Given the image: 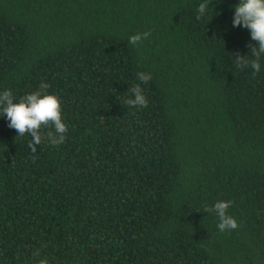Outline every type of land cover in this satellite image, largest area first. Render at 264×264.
Returning a JSON list of instances; mask_svg holds the SVG:
<instances>
[{
	"label": "trees",
	"instance_id": "1",
	"mask_svg": "<svg viewBox=\"0 0 264 264\" xmlns=\"http://www.w3.org/2000/svg\"><path fill=\"white\" fill-rule=\"evenodd\" d=\"M202 2L0 0V92L47 83L68 129L32 154L0 116V264H264V56L237 68L240 0Z\"/></svg>",
	"mask_w": 264,
	"mask_h": 264
},
{
	"label": "clouds",
	"instance_id": "2",
	"mask_svg": "<svg viewBox=\"0 0 264 264\" xmlns=\"http://www.w3.org/2000/svg\"><path fill=\"white\" fill-rule=\"evenodd\" d=\"M211 4L212 0H203L198 5L197 20L208 14ZM234 9L233 26H242L248 29L251 39L257 42L256 45L251 43L247 45L254 59H249L248 55L234 54L235 66L241 70L251 67L253 75H256L261 70L260 58L264 56V0H240L239 4L234 5ZM150 36V31L137 33L129 37V43L137 45ZM151 78L150 73H137V79L142 84H147ZM141 83L128 89L131 95L124 103L129 107L138 109L148 107ZM49 87L42 81L36 91L21 96L18 100L11 90L0 92V116L8 120V127L14 128L17 131V136L28 135L31 137L27 146L32 154L37 152V145H41L45 139L51 145L56 146L66 142L68 129L62 120L61 99L56 93H49L47 91ZM42 126L53 127L54 132L48 131L45 135L41 132ZM33 159H35V155H33ZM232 204V200H218L212 207L206 206L203 210L207 213L214 212L218 216L217 228L220 232L236 230L239 227L237 219L229 215L227 211ZM39 256L40 251L37 249L33 252L35 264H50L47 257L36 259Z\"/></svg>",
	"mask_w": 264,
	"mask_h": 264
}]
</instances>
